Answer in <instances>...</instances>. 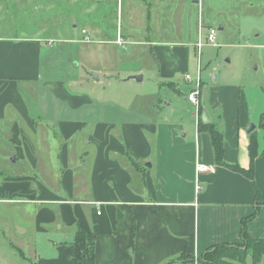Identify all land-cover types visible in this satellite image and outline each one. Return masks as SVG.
<instances>
[{
  "label": "crops",
  "instance_id": "0c3cea01",
  "mask_svg": "<svg viewBox=\"0 0 264 264\" xmlns=\"http://www.w3.org/2000/svg\"><path fill=\"white\" fill-rule=\"evenodd\" d=\"M151 47L159 86L189 94V48ZM52 50L34 38L0 36V156L32 168L27 176L0 171V264H76L79 230L96 235V264L201 259L213 247L241 245L248 219L249 236L264 237V111L251 124L245 95L233 89L215 100L218 123L203 114L201 99L199 113L187 99L184 116L170 99L118 114L111 99L72 92L92 86L96 68L83 74L77 64L71 84L54 71ZM200 123L222 135L223 163ZM198 164L214 171L198 173ZM251 166L252 180L231 168Z\"/></svg>",
  "mask_w": 264,
  "mask_h": 264
},
{
  "label": "rangeland",
  "instance_id": "374dc122",
  "mask_svg": "<svg viewBox=\"0 0 264 264\" xmlns=\"http://www.w3.org/2000/svg\"><path fill=\"white\" fill-rule=\"evenodd\" d=\"M194 1L0 0V36L34 38L52 48L59 62L54 71L70 78L71 84L77 64L85 65L80 71L83 74L96 68L98 81L92 78V86L85 90L73 85L72 92H92L111 99L120 105L117 112L123 115L131 109H147L155 100L169 99L171 109L182 116L191 111L188 93L181 90L180 74V93L159 86V62L151 47L153 43L186 45L190 50L189 76L201 80L203 114H211L218 123L213 116L221 114V106L214 107L215 100L223 93L232 96L234 89L245 95L251 124L257 123L264 111V0ZM147 26L150 31L146 32ZM220 26L224 29L219 30ZM157 29L160 31L155 34ZM210 29L217 31L216 46L204 45L198 57L195 44L200 38L205 43ZM85 49L91 54L83 55ZM66 65L74 66V74ZM47 66L45 63L44 72ZM135 70L143 75L142 83L128 80L133 76L129 72ZM193 108L199 113L201 104ZM10 161L12 158L0 156V171L5 175L27 176L32 170L29 165ZM177 263L206 264L203 258L188 257Z\"/></svg>",
  "mask_w": 264,
  "mask_h": 264
},
{
  "label": "trees",
  "instance_id": "16d2710c",
  "mask_svg": "<svg viewBox=\"0 0 264 264\" xmlns=\"http://www.w3.org/2000/svg\"><path fill=\"white\" fill-rule=\"evenodd\" d=\"M199 129L210 133L215 148L216 160L218 163H223L224 142L222 135L211 124L200 123ZM255 145L256 143L253 140L250 145L252 159H254L256 154ZM231 168L247 178L253 179L252 166L249 170H242L237 167ZM258 213L259 207L256 208L254 215L250 219L256 217ZM248 220L243 222L241 230L243 245L213 247L203 255V261L206 264H246L248 257H251L252 264H261L264 258V237L254 239L249 236L246 226ZM95 241V234L87 233L83 230L77 232L74 243L76 247V264H96Z\"/></svg>",
  "mask_w": 264,
  "mask_h": 264
},
{
  "label": "built area",
  "instance_id": "2783aa9c",
  "mask_svg": "<svg viewBox=\"0 0 264 264\" xmlns=\"http://www.w3.org/2000/svg\"><path fill=\"white\" fill-rule=\"evenodd\" d=\"M216 36H217V31L215 29H210L208 31V34L205 38L206 42L204 43L201 38L199 42L196 44V49H197V54L198 57H200L201 54V49L204 47V45H213L216 46ZM119 44H121L120 41H118ZM185 79L189 81L190 83H194V87L192 91L188 94V101L193 107H199L200 105V85H201V80L198 77L197 79H192L189 75L185 76ZM214 170L211 169L208 166H205L203 164H198L197 165V172L198 173H204V172H213ZM201 190L200 185H197V192Z\"/></svg>",
  "mask_w": 264,
  "mask_h": 264
},
{
  "label": "water",
  "instance_id": "95a60500",
  "mask_svg": "<svg viewBox=\"0 0 264 264\" xmlns=\"http://www.w3.org/2000/svg\"><path fill=\"white\" fill-rule=\"evenodd\" d=\"M194 3L198 4L199 0H195ZM222 27H220L221 29ZM90 76L95 80L98 81V75L94 72L90 73ZM128 80H133L136 83H142L143 82V75L138 74V75H133L130 76ZM254 129V125H251L248 129V132H251ZM15 159H12V161H14Z\"/></svg>",
  "mask_w": 264,
  "mask_h": 264
}]
</instances>
